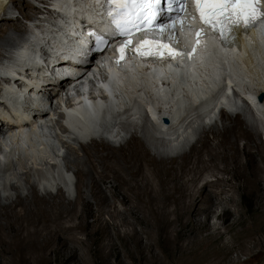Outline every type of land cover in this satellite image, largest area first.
<instances>
[{
  "label": "bare ground",
  "instance_id": "obj_1",
  "mask_svg": "<svg viewBox=\"0 0 264 264\" xmlns=\"http://www.w3.org/2000/svg\"><path fill=\"white\" fill-rule=\"evenodd\" d=\"M36 1L50 5L52 8H48L47 6H42V8L36 6L30 7L34 13V18H30L34 21L36 30L29 37L24 38L21 41L24 42L20 43V46H17L19 42L9 31L20 32L22 24L17 19L8 17L7 4L9 0H0V58L8 60L6 62H11L14 60V56L17 57L15 60L16 66L12 65L9 67L8 65H4L5 63L1 64L2 61L0 62V78L4 82L7 80L4 73L7 72L15 75L20 73L19 78H22L23 72L25 76L28 75L27 72L33 70L35 72L38 67L34 62V52L40 51L43 53L50 50L52 53L49 54L53 55L56 51L60 53L66 52L68 46L69 49H73L76 43L75 41L71 43V40L77 33L82 19L87 18L90 23L94 24L96 22L95 18L99 15V7L94 5L95 0H53L51 4L46 0ZM21 14H24L23 10H21ZM40 14L44 15V18L38 16ZM42 23L50 25L47 27L44 24L42 25ZM43 26L47 29H44ZM213 57L217 61V66H214L213 63H209V65L207 63L204 67H195V69L184 67L181 71L171 72L167 75L171 79V82H176L177 80L171 86H165L163 83L159 87L156 85L160 81L159 79L164 76L165 73L163 71L146 73V70L141 67L138 71L140 72L139 74L122 73L112 80L110 93L112 97H116V101H109L105 104L106 110L114 115L118 112L116 107H119L122 99L124 101L123 104H125V100L128 101V98L132 97V93L138 94L139 91H142L147 98L149 97L147 96L148 94L155 101L161 98L166 99L167 103H170L169 105L167 103L165 105H157L155 101L151 102L150 104L153 105L154 113L150 119L145 108H143V100L130 99L133 102L134 108L141 110L142 121L145 119L146 122L151 123L155 128L154 134L159 132L162 135L170 134L171 136H167L168 140H166V136H164L165 138L160 137L162 139L155 138L154 134L153 136L148 134L149 138L146 135L147 133L144 132L143 127L140 126V123L135 122V124H132L128 121H122V117L117 120L115 118L114 122L119 124L123 129H118L116 125V128L112 127L110 120L109 125H107V121H104V125L101 124L103 131L111 128L109 131L115 133V141H109L102 136H98L94 137L97 138V141L91 140L92 142L89 144H82L81 141L83 140L80 139L81 141H79L74 138H87V134L81 133H86L95 124L96 120L95 107L84 105L78 108H66L64 116L61 117V122L67 123L71 129L66 127L62 128L61 131L64 135L69 132H74L75 135L73 138L67 136L62 141L61 136H58L55 144L57 152H55V147L52 146L50 138L48 139L47 135V137L43 138L42 134L33 132L34 124L33 120H31L32 114L30 113V96L37 91H43L50 87L48 78L44 76L45 74H40L38 77L32 74V78H26L24 82L14 80L13 85L15 84L18 87L16 90L10 85L7 86L3 93H0V101L1 96L2 100L4 96V99L5 97L10 99L12 104L9 106L6 100H3V103L2 101L0 102V106L4 109L2 113L0 112V130L2 127H5L3 131L5 132L4 135H8L15 146H18L21 140V143L26 145L27 149L25 148L24 150L27 155L32 153L38 157L36 151L43 150L41 154L44 156L46 148L49 147L53 152L52 157L55 160L50 162L49 160H45L43 164L46 168L54 172L58 167L57 162L60 160L68 170L61 165L60 169L58 167V170L62 175L60 173L58 176L61 179L62 177L63 179L66 178L67 183L72 178L73 184L71 186L74 187V178L69 172L71 170L76 174L78 183L76 187L77 194L74 199H70L62 193L54 196L46 188H43L44 194H40L37 184L29 172L32 169L37 170L38 167L31 168L27 162L23 164L29 171H22L18 166L14 167L15 176L22 178L26 183V187L22 188L12 181L10 183L6 181L5 186L0 185V190L6 188L11 193V197H5L0 194V255L2 257L8 255L16 262H26L27 256L21 249L22 246H26L29 255L30 252L36 254L37 247L44 248L52 244L65 246L66 243L73 245L80 244L82 240L78 235L80 232L85 233L88 228L85 218L82 217V220L81 214L77 210L78 205L84 208L88 206L85 200L84 187L91 189L92 198L96 201L100 213L111 207L106 194H102L100 189H98L95 177L102 183L110 185L113 196L117 198L121 197L122 204L132 215L137 214L142 207L147 206L152 209L156 216H161L163 219L165 218L164 213L153 209L155 207L154 204L157 203L163 209H166L173 203L176 207L175 210L177 211L178 218L182 215V212L187 214L193 213L196 216L195 218H197L199 212L203 211L207 204L226 207V204L230 201V197L227 196L228 188L233 187L232 182L236 174L244 178L241 155L252 162L253 153H258L264 163V148L261 143H257V139H259L257 128L253 124L248 123L243 114L245 113L244 109L238 112L236 117H230L231 114L227 119L223 118V126L220 128L216 126V122L209 125L202 123L205 113L196 104H192V98H197L196 95H199L201 92V95L203 94L202 96L207 99L204 92H208V86L203 80L207 78L213 86L221 89L222 94H224L223 84H217L215 79L220 74H225L227 69L229 71L228 82L229 85L232 84V87H230V90L228 89L227 94L222 96L223 99L228 101L232 106H235L240 101L250 108L248 103L235 93V90L241 91L240 95L254 107L256 114H263L260 104L264 101V93L259 94V86L264 88L262 80L264 68L261 67L264 64L263 30L261 28L259 30H252L245 40L243 49L238 51L232 49L216 51L213 53ZM24 62L31 64L28 70L25 69L26 64ZM208 66L211 67L210 70ZM135 74L140 75L141 80L135 79L133 76ZM240 79L249 81L245 82L244 80L243 82L239 81ZM145 80H148L149 83L147 84ZM199 81H201L200 86H191V83L195 84V82ZM118 83L123 85V93H126L128 98L126 96L124 98L119 97L121 89ZM141 84L144 86L138 90L137 87ZM254 85H257L259 89ZM189 91L191 94H189ZM231 92L232 94H230ZM137 97H140V95H137ZM207 97L210 98V94ZM149 99L152 100V98ZM216 99H213V101ZM209 100L211 101V98ZM38 105H42L41 100L36 103V107ZM162 106H166L171 112L172 107H175L177 110L176 115H170V111L164 109ZM182 106L183 109H181ZM188 106L192 107H190L191 110L186 108ZM122 108L120 106V109ZM192 113L195 114L190 117L192 118L191 121H186ZM118 115L120 117L124 113L121 115L118 113ZM124 116L131 118L130 110H127ZM105 118L108 117L105 116ZM25 121L29 123V132L21 133L17 130V126ZM199 121L200 123L197 128L192 126ZM200 125L201 127H199ZM10 128L11 130H9ZM188 129L198 131L199 136L197 142L189 148V152L179 153L175 158H166L157 150L161 146L181 143L180 135L186 134ZM180 130L183 133H179ZM31 134L34 137H41V141L37 147L29 139ZM128 135H130V138L124 142ZM105 140L107 143H105ZM239 141H244L241 152L238 148ZM118 143L119 146L116 145ZM185 144L182 143L181 146ZM74 145L80 147L79 151L73 147ZM148 148L152 149L155 155H149ZM153 148H156V150ZM7 149L4 148L3 150L6 151ZM15 149L19 148L16 147ZM62 149H66V151L60 155ZM3 150L0 149V156L4 159L10 158L11 154H4ZM173 162L177 163V167L172 164ZM144 167H147L152 179L147 176ZM230 168H232V171ZM204 171L213 173L216 180L211 182L205 181V183L199 185ZM230 173H233L231 178L224 179L218 176L220 174L229 175ZM252 174L253 176L250 178L249 185L257 187L261 180L264 181V167L258 164L254 165ZM183 177H188L189 182L192 183L191 189L189 188L188 192L186 186L180 185V179ZM50 178L45 180L46 184H53L56 181L55 179L51 181ZM168 181H171L173 185L170 190L164 188V182ZM153 182H157L160 186L158 190L156 189L157 191L153 188ZM135 208H137V211H135ZM99 220V218L96 220V225L100 224ZM122 221V224H126V219L123 218ZM161 221L157 220L158 223ZM118 225L120 226V223L116 222L115 226ZM218 230L219 227L215 229L216 232ZM134 235H137V233H134Z\"/></svg>",
  "mask_w": 264,
  "mask_h": 264
},
{
  "label": "rangeland",
  "instance_id": "obj_2",
  "mask_svg": "<svg viewBox=\"0 0 264 264\" xmlns=\"http://www.w3.org/2000/svg\"><path fill=\"white\" fill-rule=\"evenodd\" d=\"M46 1L50 4L51 2L53 3V0ZM31 6H36L39 8H42V6H47L48 8H52L50 5H46L45 3L41 2L39 3V1L37 2L36 0H9L7 4L8 17L17 19L22 24V30H20V32L9 31V33H11L19 42L17 46H20L24 42L21 41L24 38L29 37L34 31L33 28L35 27V23L31 19L34 18V13L30 9ZM21 10L24 11V14H21ZM27 16L29 17L27 18ZM38 16L44 18V15L40 14ZM43 24L47 27L50 25L47 23H42V25ZM45 26H43L44 29H47ZM0 59V62L2 61L1 64L10 63L6 62L8 60H3V58ZM261 67L264 68V64L261 65ZM244 80L240 79L239 81L244 82ZM262 80L264 82V77ZM248 81L249 80H245V82ZM2 83L3 79L0 78L1 94ZM254 86L258 88L257 85ZM184 87L187 88L186 86ZM259 87V94L264 93V88L261 86ZM215 89H213V91L208 88V92H204L208 101H210L209 99L211 98L210 102H213V99L222 96L221 89ZM139 92L138 94L132 93V97L130 98H128L126 93H124L126 98H128V102L125 103L126 105L122 103L119 105V107H116L118 112H116L115 115L111 113L110 123H112V127H115L116 125L118 129H123L119 126V124L114 122L115 118L117 120L118 118L123 117L124 119L122 118V121H128L132 124H135V122L140 123V126L143 127L144 132L147 133L145 134L147 136L148 134L153 136L156 131L155 128L151 125V123L146 122L145 119L142 121L141 110L134 108L133 102L130 100L135 98L136 100H143L145 103L149 97L147 98L144 93H142V91ZM135 94L138 96L140 95V97H137ZM208 94H210V98L207 97ZM147 96L149 95L147 94ZM158 100L162 99L160 98ZM1 101L2 103L4 102L2 100V96ZM263 102L264 101H262V104H260V106H262L261 112H263V114H256L257 117H264ZM120 106L124 107V112L120 109ZM196 106L204 111L205 114L209 110L207 107L202 105ZM0 107V112L2 113L4 109L2 106ZM190 107L191 106H188L186 108L191 110ZM242 109L245 110V113L243 114L245 115L248 123L251 125L253 124L257 128L259 135L257 143H261L262 147L264 148V128L261 129L262 124L260 120L257 119L252 110L244 103H242ZM127 110L132 111L131 118L129 116H124L127 113ZM122 112L124 115L119 117L118 113L121 115L123 114ZM228 113L221 111L220 114L222 115H219L218 120L213 121V123L216 122V126L222 128L221 126H223V118L227 119V117L231 114L232 115L230 117H236V115H238V113H234V116L233 113ZM194 114L195 113H192L186 119V121L190 122L192 119L190 117ZM119 121L120 119L117 122L119 123ZM199 123L200 121L196 122L192 126L197 127ZM107 125H109V121ZM199 127H201V125ZM181 130L179 133H183ZM132 131L134 130L132 129ZM194 132L196 133L197 138L194 143L189 144V148L191 145L195 144L199 138L198 131ZM67 136H69V134H65V137ZM154 136L155 138L159 139H162L160 137L165 138L164 136H166V140H168L167 136L171 135H162L159 132L154 134ZM184 136L185 134L180 135V138L183 139ZM127 137L125 138L126 140L124 142L130 138V135ZM173 137L175 136L173 135ZM63 138L64 137L61 138V141L64 140ZM74 139L79 141L83 140L81 141L82 144H89L92 142L91 140L97 141V138H88V136L85 139L78 137H75ZM98 141L100 140L98 139ZM105 143H107L106 140ZM111 144H113V142H111ZM243 144L244 141L238 142V148L240 152ZM116 145L119 146V143ZM73 147L77 151L80 149L78 145H74ZM189 148L179 153H184L186 151L189 152ZM47 150L49 154L47 153ZM154 150H156V148ZM157 150L161 152L166 158H175L179 154H169L166 152V150L159 148H157ZM15 151L18 152L19 150L15 149L14 152ZM65 151L66 149H62L61 154H63V152L65 153ZM148 151L149 155H155L152 149H149ZM24 153L26 154V152ZM41 153H43L42 150H37L36 154L38 157L34 155V157L32 156L30 158H27L29 157L27 154L23 157L16 153V157L11 159V155L9 158L10 161L6 162L5 165L2 164L3 166L0 165V175L2 174L0 177V185L5 186L4 184L6 181H9L8 183L12 181L16 182V184L22 188H25L26 183L24 180L20 177L18 178V176H15L13 171V168L16 166H18L20 170L22 169V171H29V169L25 168L23 164L24 162H27L28 166H31V168L38 167L37 170L32 169L29 171L31 173L32 179L35 180L36 183L44 180L45 178L47 180L50 177L52 178H50L51 181L56 179V181L59 182L61 177L58 175H60L61 172H59L58 167L55 170L56 172H53L46 168V166L43 164L45 160H49V162L55 160V158L52 157L53 152L49 149V147H47L44 154L45 157ZM252 160L253 161L251 162L248 158L241 155L242 173L244 178L236 174L232 182L233 187L228 188L227 196L230 197V201L226 204V207H221L218 205L211 206V204H207L205 209L200 211L197 215L198 219L195 218L196 216L193 213L187 214L183 212L178 218L177 211L175 210L176 207L173 203L166 209H163L159 203L154 204L155 207L153 206L154 210H159L160 212L164 213L166 219H162L161 216H156L152 209L147 206H141L142 208L140 211H138L137 214L132 215L122 204V198L113 196L110 185L102 183L97 177H95L98 184V189H100L102 194H106L111 203V207L100 213L96 201L92 198L91 189L89 187H84L85 200L87 201L88 206L84 208L81 205H78L77 210L81 214V218H85L88 228L86 229L85 233H79L78 237L82 240L80 244L73 245L66 243L65 246L61 244H52L44 248L37 247V253L32 254L30 252V256L27 253L26 246H22L21 249L27 256L26 262H16L8 255L4 257L0 255V264H264V181L261 180L257 187L255 185H249L250 178L253 176L252 172L254 165L258 164L264 167V163L262 162L261 156L258 153H253ZM172 164L177 167L176 162H173ZM57 165H62L65 167L60 160L57 162ZM144 170L147 173V176L152 179L147 167H144ZM230 170L232 171V168H230ZM69 172L74 178V196L71 197L60 188H56L54 192H51L54 196L60 195L62 193L70 199L76 198V187L78 183L77 176L71 170H69ZM232 175L233 173H230L229 175L220 174L218 176L227 179L231 178ZM214 180H216V178L213 173L210 171H204L202 181H200L199 185H202L205 183V181L211 182ZM168 182H164V188H166V190H170L173 187L171 184L172 182ZM181 184L186 186V189H188L187 192L189 191V188L191 189L192 183L189 182L188 177L181 178L180 185ZM157 186H159V184L157 182H153V188L155 190L160 188V186L158 188ZM38 190L40 194H44V190H40L39 188ZM8 192L9 190H6V188L0 190V194L5 197L10 196L11 193ZM135 211H137V208H135ZM217 213L220 214L224 220L223 226L220 225L219 222H215L212 218V215ZM98 218L100 219V224L96 225V220ZM123 218L126 219V224L124 223L125 225L122 224ZM158 219L162 221L158 223ZM116 222L120 223V226H115ZM215 226L219 227L217 232L215 231L217 228ZM134 233H137V235H134Z\"/></svg>",
  "mask_w": 264,
  "mask_h": 264
},
{
  "label": "snow or ice",
  "instance_id": "obj_3",
  "mask_svg": "<svg viewBox=\"0 0 264 264\" xmlns=\"http://www.w3.org/2000/svg\"><path fill=\"white\" fill-rule=\"evenodd\" d=\"M108 2L114 5V11H110L108 15L112 17V22L119 30V35L128 36L132 34L133 30H139L142 24H151L155 21L156 15L150 17L143 16V11L145 8H158L160 0H150V2L148 0H108ZM167 3V9L159 11L171 12L173 10H180L173 9V3L182 7L181 0H167ZM193 3L200 15L201 24L208 25L213 31L218 32L220 39L224 41L229 39L228 33L233 26L247 27L249 24H254L262 15L258 7L260 0H193ZM172 27H174L172 24L161 26L159 30L163 33L166 28ZM200 35L201 33L198 31L196 36L199 37ZM173 39H175L174 36ZM97 40L99 43H105L100 37H97ZM129 43L130 41H126L118 51L122 52L123 49L128 47ZM199 43L198 39L197 44ZM129 50L136 51L141 57H157L165 53L167 56L179 54L174 52L168 44L147 39L142 40L140 45L135 49Z\"/></svg>",
  "mask_w": 264,
  "mask_h": 264
}]
</instances>
